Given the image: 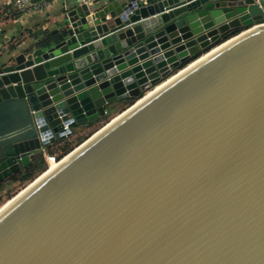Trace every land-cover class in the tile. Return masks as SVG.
Segmentation results:
<instances>
[{
	"label": "water",
	"instance_id": "obj_1",
	"mask_svg": "<svg viewBox=\"0 0 264 264\" xmlns=\"http://www.w3.org/2000/svg\"><path fill=\"white\" fill-rule=\"evenodd\" d=\"M54 27L0 53V190L136 103L6 203L0 264H264V0H69Z\"/></svg>",
	"mask_w": 264,
	"mask_h": 264
},
{
	"label": "crops",
	"instance_id": "obj_2",
	"mask_svg": "<svg viewBox=\"0 0 264 264\" xmlns=\"http://www.w3.org/2000/svg\"><path fill=\"white\" fill-rule=\"evenodd\" d=\"M67 1L69 0H54L48 9L41 12L33 10L29 15L23 16L15 9V0H0V53L3 49L21 45L38 30H54L57 17Z\"/></svg>",
	"mask_w": 264,
	"mask_h": 264
},
{
	"label": "trees",
	"instance_id": "obj_3",
	"mask_svg": "<svg viewBox=\"0 0 264 264\" xmlns=\"http://www.w3.org/2000/svg\"><path fill=\"white\" fill-rule=\"evenodd\" d=\"M241 29L239 30H232L230 31L224 38L223 42L227 41L238 34L241 33ZM33 36L36 35V33L32 34ZM136 103L135 98H128L120 101L119 103L115 104L110 111L109 116L100 119L99 121L90 123L84 127H82L81 131H77L73 136L70 138L61 140L57 142L54 145L47 147V153L51 155H58L59 159L64 158L66 155L71 153L74 149H76L78 146H80L82 143H84L89 137H91L96 131L99 129H96V126L103 121H107L112 115L116 114L119 115L125 110H127L129 107L134 105ZM91 130L89 133L80 135L82 132ZM76 136L75 140H72V137ZM47 171V165L45 162V158L43 154H39L35 157V159L27 166L25 167L24 171L16 176L13 179V184H20V185H26L28 183H32L35 181L39 176H41L43 173ZM4 191V189L0 190V194ZM9 195V194H8ZM11 199V198H9Z\"/></svg>",
	"mask_w": 264,
	"mask_h": 264
},
{
	"label": "built area",
	"instance_id": "obj_4",
	"mask_svg": "<svg viewBox=\"0 0 264 264\" xmlns=\"http://www.w3.org/2000/svg\"><path fill=\"white\" fill-rule=\"evenodd\" d=\"M34 1L37 0H15L14 6L20 15L25 16L29 15L33 10L41 12L48 9L54 0H40L38 3H33ZM65 131H68V126L65 127ZM41 141L43 142L44 139ZM43 156L47 165V171L59 165L63 160V158L59 159V156L56 154H48L46 148L43 150Z\"/></svg>",
	"mask_w": 264,
	"mask_h": 264
},
{
	"label": "rangeland",
	"instance_id": "obj_5",
	"mask_svg": "<svg viewBox=\"0 0 264 264\" xmlns=\"http://www.w3.org/2000/svg\"><path fill=\"white\" fill-rule=\"evenodd\" d=\"M117 115H112L107 121H103L102 123L98 124L96 126V129L102 128L106 123H108L111 119L116 117ZM91 130L87 131L89 133ZM76 136L72 137V140H75ZM30 183L26 185H20V184H11L5 187L4 191L0 194V208L4 206L8 201H10L13 197H16L21 191L26 189ZM9 194V195H8ZM11 198V199H9Z\"/></svg>",
	"mask_w": 264,
	"mask_h": 264
},
{
	"label": "bare ground",
	"instance_id": "obj_6",
	"mask_svg": "<svg viewBox=\"0 0 264 264\" xmlns=\"http://www.w3.org/2000/svg\"><path fill=\"white\" fill-rule=\"evenodd\" d=\"M220 48H222V47H219L218 49H215L212 53H210L209 55H207V56H205L204 58H207L208 56H210L211 54H213L214 52H216L217 50H219ZM203 58V59H204ZM202 60V59H201ZM172 80V79H171ZM170 82V81H169ZM167 83H165L164 85H162V86H160V87H158L154 92H156L157 90H159L160 88H162L163 86H165ZM154 92H151V93H149L147 96H151ZM67 160V158H65L64 160H63V162H65ZM59 165H57V166H54V167H52L50 170H48L47 171V173H45L43 176H46V175H48L50 172H52L53 170H55L57 167H58ZM42 176V177H43ZM42 177H39V178H42ZM39 180V179H38ZM8 204V203H7ZM6 205V204H5ZM4 205V206H5ZM4 206H2L1 208H0V211L2 210V208H5ZM7 206V205H6Z\"/></svg>",
	"mask_w": 264,
	"mask_h": 264
}]
</instances>
